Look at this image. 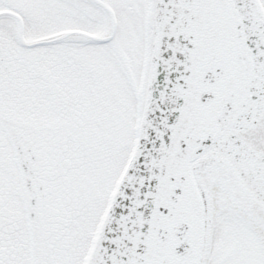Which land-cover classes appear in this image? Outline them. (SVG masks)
<instances>
[{
	"label": "snow or ice",
	"instance_id": "1",
	"mask_svg": "<svg viewBox=\"0 0 264 264\" xmlns=\"http://www.w3.org/2000/svg\"><path fill=\"white\" fill-rule=\"evenodd\" d=\"M0 264H264V0H0Z\"/></svg>",
	"mask_w": 264,
	"mask_h": 264
}]
</instances>
